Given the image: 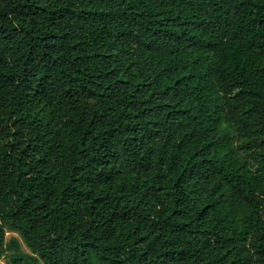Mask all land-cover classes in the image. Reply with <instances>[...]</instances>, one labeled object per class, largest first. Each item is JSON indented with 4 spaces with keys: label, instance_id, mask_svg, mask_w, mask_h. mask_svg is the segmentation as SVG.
Returning a JSON list of instances; mask_svg holds the SVG:
<instances>
[{
    "label": "trees",
    "instance_id": "obj_1",
    "mask_svg": "<svg viewBox=\"0 0 264 264\" xmlns=\"http://www.w3.org/2000/svg\"><path fill=\"white\" fill-rule=\"evenodd\" d=\"M0 259L264 264V0H0Z\"/></svg>",
    "mask_w": 264,
    "mask_h": 264
},
{
    "label": "rangeland",
    "instance_id": "obj_2",
    "mask_svg": "<svg viewBox=\"0 0 264 264\" xmlns=\"http://www.w3.org/2000/svg\"><path fill=\"white\" fill-rule=\"evenodd\" d=\"M0 264H6L4 259H0Z\"/></svg>",
    "mask_w": 264,
    "mask_h": 264
}]
</instances>
